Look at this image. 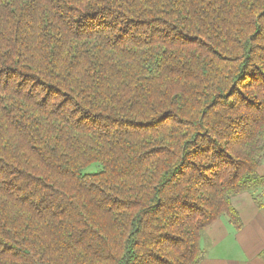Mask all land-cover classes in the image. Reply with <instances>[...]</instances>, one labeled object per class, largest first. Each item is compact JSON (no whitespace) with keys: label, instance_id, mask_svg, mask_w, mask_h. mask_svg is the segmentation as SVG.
Segmentation results:
<instances>
[{"label":"trees","instance_id":"trees-1","mask_svg":"<svg viewBox=\"0 0 264 264\" xmlns=\"http://www.w3.org/2000/svg\"><path fill=\"white\" fill-rule=\"evenodd\" d=\"M263 157L264 0H0V264H200Z\"/></svg>","mask_w":264,"mask_h":264},{"label":"crops","instance_id":"crops-1","mask_svg":"<svg viewBox=\"0 0 264 264\" xmlns=\"http://www.w3.org/2000/svg\"><path fill=\"white\" fill-rule=\"evenodd\" d=\"M235 205L243 227L236 229L225 217L209 225L201 237L200 264H264V205L258 206L248 193L236 197Z\"/></svg>","mask_w":264,"mask_h":264},{"label":"rangeland","instance_id":"rangeland-1","mask_svg":"<svg viewBox=\"0 0 264 264\" xmlns=\"http://www.w3.org/2000/svg\"><path fill=\"white\" fill-rule=\"evenodd\" d=\"M100 168V165L98 163H94V164H91L89 166H87L85 169H84V172L86 173H91V172H95V171H98ZM260 172L264 174V157L262 158V164L260 166ZM227 227H229L228 225H226ZM207 231V230H205ZM205 231L204 232V236H205ZM223 243V242H222ZM218 249V248H217ZM220 250L222 251V249L220 248Z\"/></svg>","mask_w":264,"mask_h":264}]
</instances>
